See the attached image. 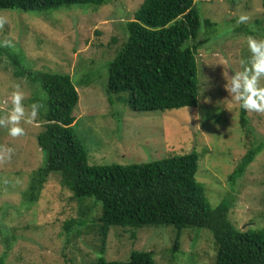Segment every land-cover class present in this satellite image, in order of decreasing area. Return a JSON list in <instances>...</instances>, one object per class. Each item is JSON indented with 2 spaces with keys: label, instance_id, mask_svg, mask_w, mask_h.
<instances>
[{
  "label": "rangeland",
  "instance_id": "obj_1",
  "mask_svg": "<svg viewBox=\"0 0 264 264\" xmlns=\"http://www.w3.org/2000/svg\"><path fill=\"white\" fill-rule=\"evenodd\" d=\"M143 1L106 0L98 7L76 4L53 13L0 9V45L29 70L71 75L79 94L74 128L89 164H141L195 151L200 156L197 180L205 185L210 205L231 203L229 218L242 230L264 226V148L242 177L234 183L228 178L248 147L264 141V113L247 111V137L241 108L224 87L250 55L248 37L264 38V0H196L202 21L217 23L208 36L203 24L197 40L198 106L145 112L132 110L116 95L110 102L106 94L109 64ZM242 14L249 20L238 24ZM14 72L11 59L0 55V119L5 121L0 126V257L7 254L6 264H96L103 244L95 221L99 207L92 200L75 199L58 173L49 176L38 201L25 200L33 172L46 163L37 136L44 130L41 111L47 96L39 84ZM14 91L23 93L25 110L18 125L24 134L17 137L8 134L7 121ZM82 207H90L86 222L66 226L81 216ZM176 234L170 225L114 226L103 255L127 261L133 250H153L156 264H213L209 229H183L172 258Z\"/></svg>",
  "mask_w": 264,
  "mask_h": 264
},
{
  "label": "trees",
  "instance_id": "obj_2",
  "mask_svg": "<svg viewBox=\"0 0 264 264\" xmlns=\"http://www.w3.org/2000/svg\"><path fill=\"white\" fill-rule=\"evenodd\" d=\"M105 1L0 0V9L53 13L76 4L98 7ZM195 1L144 0L140 4L127 23V40L108 67L106 94L110 102L116 95L132 110L142 112L198 106L197 40L203 24L208 36L217 23L210 18L202 21ZM0 55L11 59L16 76L39 84L47 96L46 110L41 111L44 130L37 136L46 163L33 172L24 192L25 200L38 201L53 173L60 174L61 183L79 202L92 200L99 207L95 221L103 244L96 264H156L153 250H133L127 261H108L103 255L104 247L111 227L139 229L163 225L177 229L172 258L181 245L183 229L207 228L214 238L213 264H264V226L242 230L229 218L231 203L223 201L214 208L210 205L205 185L197 180V152L141 164L91 165L74 128L73 111L79 94L71 75L29 70L18 55L1 45ZM248 121L247 111L241 109L240 123L247 137L251 132ZM262 148L264 141L248 147L228 177L232 183L245 174ZM89 211L90 207H82L81 216L67 220L65 225L71 228L85 223ZM4 241L11 244L8 237ZM6 255L0 257V264H6Z\"/></svg>",
  "mask_w": 264,
  "mask_h": 264
},
{
  "label": "clouds",
  "instance_id": "obj_3",
  "mask_svg": "<svg viewBox=\"0 0 264 264\" xmlns=\"http://www.w3.org/2000/svg\"><path fill=\"white\" fill-rule=\"evenodd\" d=\"M249 16L242 14L237 18L238 24L246 23ZM4 21L0 20V24ZM247 49L250 55L241 70L235 71L227 80L224 87L229 96L238 102L239 107L245 111H255L264 113V38L248 37ZM243 63V62H242ZM24 96L20 91H14L11 96V110L8 114L7 121L11 125L8 128V134L17 137L24 134V129L19 125L21 118L25 114L24 107L21 103ZM37 105H32L31 116H36ZM5 121L0 119V126ZM9 153L11 149L8 150Z\"/></svg>",
  "mask_w": 264,
  "mask_h": 264
}]
</instances>
